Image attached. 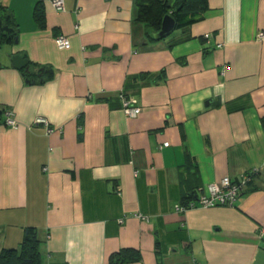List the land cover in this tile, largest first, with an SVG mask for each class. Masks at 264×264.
<instances>
[{
    "label": "crops",
    "instance_id": "obj_1",
    "mask_svg": "<svg viewBox=\"0 0 264 264\" xmlns=\"http://www.w3.org/2000/svg\"><path fill=\"white\" fill-rule=\"evenodd\" d=\"M0 16L17 37L0 42V252L34 227L42 264H264V0H207L159 40L137 0H0ZM253 170L233 206L175 212Z\"/></svg>",
    "mask_w": 264,
    "mask_h": 264
},
{
    "label": "trees",
    "instance_id": "obj_2",
    "mask_svg": "<svg viewBox=\"0 0 264 264\" xmlns=\"http://www.w3.org/2000/svg\"><path fill=\"white\" fill-rule=\"evenodd\" d=\"M138 16L137 21L144 23L151 33L159 30L162 17L170 13L176 21V28L200 21L203 12L207 9V0H176L174 6H169L167 0H137ZM1 17V16H0ZM35 18L38 22L42 21L40 10H36ZM5 20V21H3ZM3 23L14 27L12 18L2 19ZM6 22V23H5ZM5 32L0 33V42L12 41ZM255 175V174H254ZM252 176L246 188L251 185L254 178ZM193 193L188 195V199ZM136 258L137 254H133ZM0 264H42L39 252V239L34 227H26L23 233V239L18 249H3L0 252Z\"/></svg>",
    "mask_w": 264,
    "mask_h": 264
},
{
    "label": "built area",
    "instance_id": "obj_3",
    "mask_svg": "<svg viewBox=\"0 0 264 264\" xmlns=\"http://www.w3.org/2000/svg\"><path fill=\"white\" fill-rule=\"evenodd\" d=\"M53 8L56 11L64 10V0H50ZM258 39H264V32H260ZM55 45L59 49H67L70 47V41L66 36L59 35L54 39ZM122 112L127 117H136L140 114L141 108L136 99L127 97L123 93L119 94ZM46 124V120L40 119L37 123ZM4 123L11 127L17 128L16 120L10 116L6 117ZM48 129L47 132H50ZM169 142H164L163 146H167ZM255 170L248 171L242 174L238 179L232 180L224 177L217 183H211L203 188H198V192L193 194L186 202L176 204L174 207L175 212L184 213L188 210L196 208H212L216 206H233L237 199L245 192L247 183L250 182ZM136 217L146 219L144 216L137 214ZM259 235L264 238V225L259 228Z\"/></svg>",
    "mask_w": 264,
    "mask_h": 264
},
{
    "label": "water",
    "instance_id": "obj_4",
    "mask_svg": "<svg viewBox=\"0 0 264 264\" xmlns=\"http://www.w3.org/2000/svg\"><path fill=\"white\" fill-rule=\"evenodd\" d=\"M176 28V21L170 13L165 14L160 22L159 30L152 34L153 39L159 40L169 35ZM5 32L8 38L13 39L17 42V37L15 36V31L12 27L3 23L0 17V33ZM12 65L18 70H28V59L22 57L19 54H14L11 56ZM42 70V69H41ZM49 72H52L49 70Z\"/></svg>",
    "mask_w": 264,
    "mask_h": 264
},
{
    "label": "rangeland",
    "instance_id": "obj_5",
    "mask_svg": "<svg viewBox=\"0 0 264 264\" xmlns=\"http://www.w3.org/2000/svg\"><path fill=\"white\" fill-rule=\"evenodd\" d=\"M5 46H6L5 43H2V44L0 45V49H1V48H2V49L5 48Z\"/></svg>",
    "mask_w": 264,
    "mask_h": 264
}]
</instances>
